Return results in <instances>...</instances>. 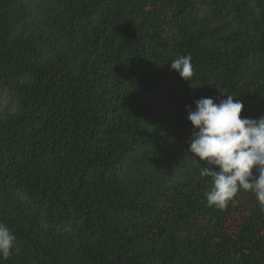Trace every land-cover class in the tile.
<instances>
[{
  "label": "trees",
  "instance_id": "16d2710c",
  "mask_svg": "<svg viewBox=\"0 0 264 264\" xmlns=\"http://www.w3.org/2000/svg\"><path fill=\"white\" fill-rule=\"evenodd\" d=\"M1 93L0 264H264V207L208 206L187 120L264 115V0H0Z\"/></svg>",
  "mask_w": 264,
  "mask_h": 264
},
{
  "label": "clouds",
  "instance_id": "9594fccd",
  "mask_svg": "<svg viewBox=\"0 0 264 264\" xmlns=\"http://www.w3.org/2000/svg\"><path fill=\"white\" fill-rule=\"evenodd\" d=\"M192 57L181 55L170 63L172 70L190 81ZM218 101V102H217ZM188 107L193 125L188 151L200 162V176L209 178L205 192L209 207L224 208L238 193H251L264 207V115L241 118L244 104L231 95L201 97ZM20 251L14 232L0 222V258Z\"/></svg>",
  "mask_w": 264,
  "mask_h": 264
},
{
  "label": "rangeland",
  "instance_id": "374dc122",
  "mask_svg": "<svg viewBox=\"0 0 264 264\" xmlns=\"http://www.w3.org/2000/svg\"><path fill=\"white\" fill-rule=\"evenodd\" d=\"M14 101H15V98L12 95L8 93L0 94V106L2 108L7 109L8 111L13 110L15 107ZM172 175H175V174L171 172V176Z\"/></svg>",
  "mask_w": 264,
  "mask_h": 264
}]
</instances>
